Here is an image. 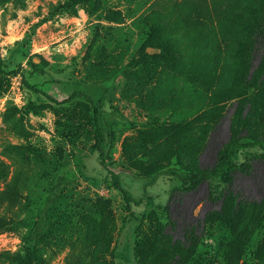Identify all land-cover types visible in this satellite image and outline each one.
<instances>
[{
  "label": "rangeland",
  "instance_id": "obj_1",
  "mask_svg": "<svg viewBox=\"0 0 264 264\" xmlns=\"http://www.w3.org/2000/svg\"><path fill=\"white\" fill-rule=\"evenodd\" d=\"M263 23L261 0H0V264L26 251L31 264H140L180 186L165 170L212 167L232 136L264 134ZM70 79L104 82L125 115L110 167L141 205L111 186L89 105L64 100ZM260 152H234V202L206 181L171 201L167 230L203 234L199 260L229 264L241 244L237 264H264Z\"/></svg>",
  "mask_w": 264,
  "mask_h": 264
},
{
  "label": "trees",
  "instance_id": "obj_2",
  "mask_svg": "<svg viewBox=\"0 0 264 264\" xmlns=\"http://www.w3.org/2000/svg\"><path fill=\"white\" fill-rule=\"evenodd\" d=\"M261 1L264 3V0ZM260 36L263 37L262 55L264 57V34L260 35L258 29L253 38L258 39ZM258 41L256 40V43H258ZM249 49L251 52L253 51L255 53V49L257 51L258 47L251 44ZM33 66L34 72H45L41 63L36 62ZM4 68L5 64L0 49V70L3 71ZM26 84L35 92L43 94L54 101L57 100L41 88L40 85L30 82ZM68 84L70 92L64 100L70 102L78 99L89 105L96 135L98 158L110 174L111 186L115 187L122 194L125 206L128 210H131L133 205H141L145 197L147 198V195H135L124 184L121 172L115 171L110 167V152L116 137L114 126L118 122L125 121V115L121 112L119 107L113 103L109 89L104 82L96 80L87 83L80 79H70ZM256 146L261 149L258 157L264 164V134L258 135L253 140L249 141H244L240 135H235L224 142L218 149L216 162L212 167L184 168L183 166H172L165 170V172L171 175L180 186L171 192L170 202L166 206L169 222L165 224L161 230V236L157 238V241L150 245V249L147 253H142L140 264H211L197 258L198 246L203 234H198L195 227L186 228L183 235L184 238H175L174 235L167 230L170 225H176L173 220L171 201L174 200L176 195L182 196L195 188L199 183L206 181L209 187V196L211 198L223 199V201L226 202L233 200L234 202L238 199V193L235 192L233 185L236 175L243 170L240 169L238 163L233 162V154L240 148H252ZM226 173H228L227 179L225 178ZM237 207L233 213L237 214L241 212V210L244 211L241 201L237 202ZM203 226L205 228V224ZM240 236L243 238L244 242L246 232H240L239 237ZM145 247H147V245H144V248ZM243 248L244 247L240 244L229 264L238 263L243 254ZM28 257L29 254L28 251H26L24 254H17L16 260L18 264H31Z\"/></svg>",
  "mask_w": 264,
  "mask_h": 264
}]
</instances>
